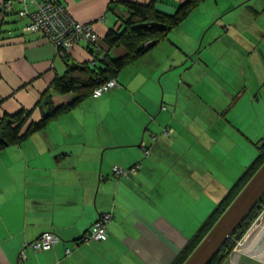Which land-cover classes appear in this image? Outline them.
Returning a JSON list of instances; mask_svg holds the SVG:
<instances>
[{"label": "crops", "instance_id": "1", "mask_svg": "<svg viewBox=\"0 0 264 264\" xmlns=\"http://www.w3.org/2000/svg\"><path fill=\"white\" fill-rule=\"evenodd\" d=\"M125 1H154L173 14L185 0H60L74 18L94 24L111 59L128 52L104 40L129 16ZM3 2L0 117L29 110L26 128L41 118L37 101L46 91L55 105L77 98L58 92L54 81L70 63L93 66L92 45L81 39L60 54L26 29L20 2L9 11ZM203 2L120 68L118 86L98 97L89 92L45 128L0 150V264L187 259L186 246L253 162L264 136V0H213L204 15L194 14ZM104 66L97 61L95 68ZM136 163L133 174L113 170ZM103 212L113 214L108 236L77 243ZM44 231L59 240L36 251L28 243ZM251 253L234 250L222 264H264Z\"/></svg>", "mask_w": 264, "mask_h": 264}, {"label": "trees", "instance_id": "2", "mask_svg": "<svg viewBox=\"0 0 264 264\" xmlns=\"http://www.w3.org/2000/svg\"><path fill=\"white\" fill-rule=\"evenodd\" d=\"M202 0H185L173 14L165 13L156 8L154 1L139 3L125 1L129 9V16L122 18V24L118 29H110L104 40L112 46L122 44L128 52L120 57L111 59L106 54V47L102 45V51L92 61V65L68 64L67 70L54 81V88L61 93L77 92L78 96L71 102L55 105L52 94L46 91L37 101L42 116L38 121L30 122L25 128L29 117V110L21 108L14 113H6L0 117V150L10 144H17L24 140L33 131L43 129L50 120L59 116L62 112L72 108L81 97L85 96L101 82L115 77L116 72L125 65L142 56L151 46L166 38L169 31L179 25ZM97 61L104 62V67L97 69ZM101 67V66H100ZM264 161V136L259 143V153L253 162L245 169L226 196L208 216L200 227L198 233L186 246L190 254L198 243L207 234L219 216L243 188L249 178L255 173ZM264 206V194L254 207L248 212L242 222L233 231L231 237L223 243L207 264H222L233 249L234 237H239L252 222L253 217ZM234 236V237H233ZM80 239V238H79ZM78 239V240H79ZM77 240V241H78ZM189 254L187 256H189ZM184 260L182 261V263ZM180 263V264H182Z\"/></svg>", "mask_w": 264, "mask_h": 264}, {"label": "built area", "instance_id": "3", "mask_svg": "<svg viewBox=\"0 0 264 264\" xmlns=\"http://www.w3.org/2000/svg\"><path fill=\"white\" fill-rule=\"evenodd\" d=\"M18 1L22 7L18 10V16L26 19V29L39 32L43 37L51 41L58 53L64 54L75 43L84 39L92 45L93 58L101 55L102 45L100 36L94 28L92 22H83L74 18L67 7L60 0H4V10L9 11L13 2ZM31 5H35L31 8ZM118 86L116 77L109 78L99 83L92 91L94 97L101 96L105 92ZM166 135L171 133V129H165ZM157 138L156 135L153 136ZM145 154H149L151 149L145 142H142ZM140 168V163L124 167L118 164L113 166L117 175L125 176L129 173H136ZM111 212H103L92 223L87 231L80 237L77 243H90L94 240H101L108 236V226L112 219ZM59 240V237L53 231H44L36 239L28 244L36 251L52 248ZM72 248L67 247L66 253H71ZM20 257H25L24 250L21 251Z\"/></svg>", "mask_w": 264, "mask_h": 264}, {"label": "water", "instance_id": "4", "mask_svg": "<svg viewBox=\"0 0 264 264\" xmlns=\"http://www.w3.org/2000/svg\"><path fill=\"white\" fill-rule=\"evenodd\" d=\"M264 194V162L219 216L183 264H207Z\"/></svg>", "mask_w": 264, "mask_h": 264}, {"label": "rangeland", "instance_id": "5", "mask_svg": "<svg viewBox=\"0 0 264 264\" xmlns=\"http://www.w3.org/2000/svg\"><path fill=\"white\" fill-rule=\"evenodd\" d=\"M227 1L234 2L236 0H227ZM212 4H213V0H205V2L201 4V8L198 7L196 8L194 14L204 15L206 12H208V8L210 9L212 7ZM233 239H234V243L231 253L232 252L234 253V250L237 251H242V249L244 251L249 250L252 251L251 253L252 256H256L258 259L264 261L263 260L264 259V206L261 208L259 213L253 217L252 222L249 224L247 229L242 233V235H240L239 237L238 236L234 237Z\"/></svg>", "mask_w": 264, "mask_h": 264}, {"label": "bare ground", "instance_id": "6", "mask_svg": "<svg viewBox=\"0 0 264 264\" xmlns=\"http://www.w3.org/2000/svg\"><path fill=\"white\" fill-rule=\"evenodd\" d=\"M250 239V238H249ZM251 241H253V240H251ZM246 245V244H245Z\"/></svg>", "mask_w": 264, "mask_h": 264}]
</instances>
